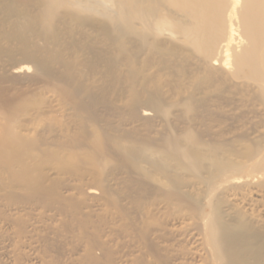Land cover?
I'll use <instances>...</instances> for the list:
<instances>
[{"label":"bare ground","instance_id":"1","mask_svg":"<svg viewBox=\"0 0 264 264\" xmlns=\"http://www.w3.org/2000/svg\"><path fill=\"white\" fill-rule=\"evenodd\" d=\"M0 264H264V0H0Z\"/></svg>","mask_w":264,"mask_h":264},{"label":"rangeland","instance_id":"2","mask_svg":"<svg viewBox=\"0 0 264 264\" xmlns=\"http://www.w3.org/2000/svg\"><path fill=\"white\" fill-rule=\"evenodd\" d=\"M95 19H98V18H95Z\"/></svg>","mask_w":264,"mask_h":264}]
</instances>
